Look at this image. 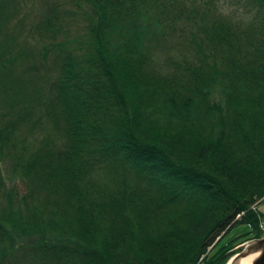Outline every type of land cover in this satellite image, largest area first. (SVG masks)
<instances>
[{
  "label": "trees",
  "instance_id": "trees-1",
  "mask_svg": "<svg viewBox=\"0 0 264 264\" xmlns=\"http://www.w3.org/2000/svg\"><path fill=\"white\" fill-rule=\"evenodd\" d=\"M69 1L87 21L76 53L49 4L33 24L55 74L29 103L61 146L46 136L24 152L0 126V162L25 185L9 189L0 173V264H224L234 241L209 252L225 232L264 234L250 209L264 199V0H248L243 25L197 1ZM155 10L192 29V60L153 64ZM6 34L0 77L22 54ZM21 67L19 83L37 80L36 64Z\"/></svg>",
  "mask_w": 264,
  "mask_h": 264
},
{
  "label": "rangeland",
  "instance_id": "rangeland-1",
  "mask_svg": "<svg viewBox=\"0 0 264 264\" xmlns=\"http://www.w3.org/2000/svg\"><path fill=\"white\" fill-rule=\"evenodd\" d=\"M54 1H56V3H54ZM171 1L177 2V0ZM186 1L189 4L192 3V1H197L208 9L212 8L218 13L230 16L234 22H239L242 25L244 23H248L252 19L255 12L254 5L248 0ZM7 2V10L4 11V13H8L10 16L4 24L0 26V34L4 35V33H8L9 35H6L10 40L11 52L16 54L17 52L20 53L22 51V54H20L21 56H19V60L15 61V63L13 62V67L10 69V73L4 75V77H0L3 81L0 83V126H3L4 124L8 125L5 129L13 130V135L11 134L12 138L20 140L22 137V139H25L24 141L26 142L23 143L24 147L22 148V151L24 152L26 150L36 149L38 145L41 144V138L45 139L46 136L51 138L48 140L49 142L52 140L55 142V145L59 147L62 144V140L58 137V133L55 132L56 136L53 135V127L50 122L47 121V118L41 117L40 120H36L40 114L41 107H38L34 101L29 103V100L34 97L36 93L33 88H37L38 86L42 89L47 88L49 81H51L55 74L54 67H52L50 63L52 52H43L45 50L43 48V42L38 40V33L35 29H33V24L37 21V18L43 14L42 12H45V8L49 4L52 8V13L48 12V14L52 15V19L61 25L60 33H62V36H65L64 43L66 42V44H68L69 41L73 42L74 47L69 50L74 53L78 50L76 48L78 44L76 41H78V39H85L87 36V21L83 18V15H75L73 13L75 7L69 0L5 1V3ZM160 2L161 0H158V3ZM82 7L84 8L83 10L86 9L90 11V8L86 3H84ZM186 7L189 8L188 6ZM45 14H47V12H45ZM90 14L92 15V13ZM154 15L159 18L158 24H155L156 20L153 19V17L147 21V23L150 24L151 32L157 31L159 35V38L155 40L157 45L152 49L155 59L153 60V64L158 63L160 65L163 59L167 57V53L181 59L177 60L174 58L177 61H183L188 57L192 60L194 57V51L189 48L186 40V37L190 36L192 33V29L184 26L183 28L185 32H182L181 23H176L175 28H173L166 25L170 24L168 17H164V15L159 13L157 10H155ZM164 27L166 28L163 29ZM54 47L55 46H53V48ZM23 52L27 53V55L23 54ZM31 63L36 64V72L38 74L37 80H35V82H31V75H28L29 72H26L27 75H24L26 78L23 80V84L19 83L17 77L23 72L21 64H23V66H29ZM20 67L22 69H20ZM44 78H48L47 83L44 81ZM6 80L7 82H4ZM20 86L25 89V92H27L22 102L19 100L18 94H16V91H18ZM31 86L33 87L31 88ZM41 113L44 114L42 111ZM21 114H23V116H21ZM53 142L49 143L52 147L54 146ZM0 173L5 179L7 188H14L18 190V192L25 190V185L21 181L20 176L12 171L11 162L6 158L2 159L0 162ZM257 207L258 210L264 214V199H258L255 205H252L250 209L255 211L257 210ZM263 221L264 220L259 223V228L262 232H264V227L262 225ZM250 229L251 227H248L247 225H239L232 229L229 233L225 232L222 238L217 241L213 249H211L209 254H213L214 251L219 249L222 245H226L231 240L234 241L236 246L231 250V255L224 263L226 264L231 258H233L235 253L239 252L242 245L252 239H255L253 234L250 232ZM20 249L26 250V247ZM232 260L234 261L235 259Z\"/></svg>",
  "mask_w": 264,
  "mask_h": 264
},
{
  "label": "water",
  "instance_id": "water-1",
  "mask_svg": "<svg viewBox=\"0 0 264 264\" xmlns=\"http://www.w3.org/2000/svg\"><path fill=\"white\" fill-rule=\"evenodd\" d=\"M256 253L257 255L249 264H264V236L255 238L242 245L238 253L233 256V264H240V259L250 254Z\"/></svg>",
  "mask_w": 264,
  "mask_h": 264
},
{
  "label": "bare ground",
  "instance_id": "bare-ground-1",
  "mask_svg": "<svg viewBox=\"0 0 264 264\" xmlns=\"http://www.w3.org/2000/svg\"><path fill=\"white\" fill-rule=\"evenodd\" d=\"M256 255L257 254L254 253V254H250V255H248L246 257H242L239 262H240V264H249L255 258ZM232 259L233 258H231L226 264H233V260Z\"/></svg>",
  "mask_w": 264,
  "mask_h": 264
},
{
  "label": "built area",
  "instance_id": "built-area-1",
  "mask_svg": "<svg viewBox=\"0 0 264 264\" xmlns=\"http://www.w3.org/2000/svg\"><path fill=\"white\" fill-rule=\"evenodd\" d=\"M262 225H264V224H262Z\"/></svg>",
  "mask_w": 264,
  "mask_h": 264
}]
</instances>
